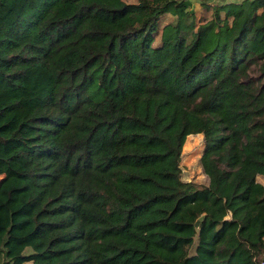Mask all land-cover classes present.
I'll list each match as a JSON object with an SVG mask.
<instances>
[{
	"label": "trees",
	"instance_id": "obj_1",
	"mask_svg": "<svg viewBox=\"0 0 264 264\" xmlns=\"http://www.w3.org/2000/svg\"><path fill=\"white\" fill-rule=\"evenodd\" d=\"M202 4L0 0V264H264V0Z\"/></svg>",
	"mask_w": 264,
	"mask_h": 264
},
{
	"label": "rangeland",
	"instance_id": "obj_2",
	"mask_svg": "<svg viewBox=\"0 0 264 264\" xmlns=\"http://www.w3.org/2000/svg\"><path fill=\"white\" fill-rule=\"evenodd\" d=\"M127 1H135V0H127ZM203 2H208L211 4H222L228 3L232 0H191L192 9L195 12L196 19L205 15L206 18H210L211 13L208 15L203 12ZM239 1V0H233ZM263 8H259L258 11H262ZM212 12V11H211ZM223 15V14H222ZM173 19V15L169 14L162 20V24H166ZM255 74V72H253ZM204 148V142L202 138V134H190L186 137L185 143L182 148V156H181V178L183 181H193L197 187L206 186L208 183L207 176L203 173L200 163L199 157ZM258 180L264 183V179L262 177H258ZM29 251V250H27ZM264 259V255L262 256Z\"/></svg>",
	"mask_w": 264,
	"mask_h": 264
},
{
	"label": "built area",
	"instance_id": "obj_3",
	"mask_svg": "<svg viewBox=\"0 0 264 264\" xmlns=\"http://www.w3.org/2000/svg\"><path fill=\"white\" fill-rule=\"evenodd\" d=\"M215 1H219V0H215Z\"/></svg>",
	"mask_w": 264,
	"mask_h": 264
}]
</instances>
